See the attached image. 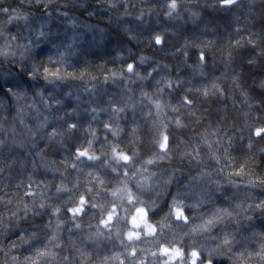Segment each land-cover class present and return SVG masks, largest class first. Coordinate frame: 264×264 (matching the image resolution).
<instances>
[{"label":"clouds","instance_id":"1","mask_svg":"<svg viewBox=\"0 0 264 264\" xmlns=\"http://www.w3.org/2000/svg\"><path fill=\"white\" fill-rule=\"evenodd\" d=\"M0 264H264V0H0Z\"/></svg>","mask_w":264,"mask_h":264}]
</instances>
